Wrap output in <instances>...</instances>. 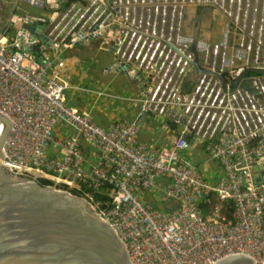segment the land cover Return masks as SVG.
I'll use <instances>...</instances> for the list:
<instances>
[{
  "label": "built area",
  "instance_id": "1",
  "mask_svg": "<svg viewBox=\"0 0 264 264\" xmlns=\"http://www.w3.org/2000/svg\"><path fill=\"white\" fill-rule=\"evenodd\" d=\"M198 4L217 7L242 36L234 44L240 57L232 55L226 33L212 43L185 33L183 12ZM61 6L46 16L16 13V21L45 24L50 42L42 59L29 47L39 42L32 33L9 27L0 37V115L10 126L1 152L9 166L79 192L121 239L130 264H213L237 254L262 264L254 252H264V181L253 179V168L264 152V75L246 74L250 92L223 91L216 74L227 84L252 64L264 69V0H65ZM89 33L114 57L103 71L124 62L139 74L127 77L132 95L62 76L63 51ZM187 73L196 77L182 94ZM76 93L90 96L92 105L132 101L139 108L132 118L113 116L101 126L68 103ZM141 117L157 122L164 143L139 140ZM59 126L70 133L59 134ZM204 139L203 150L221 170L214 181L192 159ZM144 193L152 200H143Z\"/></svg>",
  "mask_w": 264,
  "mask_h": 264
},
{
  "label": "water",
  "instance_id": "2",
  "mask_svg": "<svg viewBox=\"0 0 264 264\" xmlns=\"http://www.w3.org/2000/svg\"><path fill=\"white\" fill-rule=\"evenodd\" d=\"M18 1L55 12L60 10L65 0H0V37L9 27L32 33L39 42L29 47L42 59V53L50 42V37L42 32L45 24L16 21L14 6ZM11 4L14 6L10 13L1 15V11ZM210 9V6L203 8L204 11ZM96 37L89 33L80 40H71L76 46ZM191 49L194 51V47ZM196 61L194 57L193 66L198 70ZM111 67L115 71L121 69L131 79L139 76L128 72L124 62L116 67L113 63ZM249 73L264 75V69L252 64L250 68L238 70L227 84L220 73L216 76L223 91L227 86L229 91L239 87L254 92L246 75ZM195 77V73L184 76L192 80ZM143 121L144 117H141L140 126ZM9 127L8 119L0 115V264H130L121 239L81 196L61 189L59 184L44 181L36 172H17L9 166L1 152ZM261 138L264 141V124ZM253 171L255 181H264V152L258 157ZM213 264H254V261L237 254L216 260Z\"/></svg>",
  "mask_w": 264,
  "mask_h": 264
},
{
  "label": "crops",
  "instance_id": "3",
  "mask_svg": "<svg viewBox=\"0 0 264 264\" xmlns=\"http://www.w3.org/2000/svg\"><path fill=\"white\" fill-rule=\"evenodd\" d=\"M31 6H34L32 4H29ZM37 7V6H34ZM39 8V7H38ZM43 10H47L44 8H40ZM5 9L1 11V15L5 16L6 14L4 13ZM15 12V11H14ZM10 13V12H9ZM17 14H41L44 15V12H37V13H29L26 11H19L15 12ZM49 12L47 10L48 15ZM45 15V16H46ZM199 16V18H197ZM2 17H0L1 19ZM197 18V20H196ZM255 21V20H254ZM183 24H184V30L187 35L190 37L193 35L195 39V42L198 40H207L208 42L212 41H220L224 37V33H226L224 37V41L229 45L232 55H236L240 57V51L241 48L237 47L234 44L240 43L243 41L242 36L240 37L238 34H236V29L230 25V22L224 17L223 13L221 10H219L217 7H212L209 11H204L201 4L195 5V6H190L187 7L184 12H183ZM255 24L256 23L255 21ZM198 28V29H197ZM197 29V30H195ZM97 39H91L88 41L86 44L82 45H77L78 47L81 46L83 48L85 46H89L91 43H94ZM98 42V40H97ZM98 46H96L97 48ZM74 47H71L70 49L65 50L62 54L67 57L66 60V68L62 71V76L67 78L70 82H78L82 83L88 86H93V85H100L103 81V79L98 78L99 81L96 77H92L85 69L87 61H90V57L87 58L85 61H80L77 55H72L70 52L73 50ZM110 52V51H109ZM111 53V52H110ZM76 58V59H75ZM113 55H112V60H113ZM96 62V61H95ZM111 62V61H110ZM109 62V63H110ZM98 63V62H96ZM104 64L99 65V69L102 72V74H108L110 71H103ZM96 67V66H95ZM113 73V72H111ZM116 73V72H115ZM98 80V82H97ZM129 82V81H128ZM103 83V82H102ZM193 83L192 79L190 78H184L182 79L181 86H180V92L182 94H186L187 91L186 89L183 90V85H190ZM130 86L127 88L128 89V95H132V91H134L133 88V83L129 82ZM108 87L112 88L109 86V83L106 84ZM103 85L102 87H104ZM124 91H121L123 93ZM127 94V93H125ZM67 101L69 104L77 106L79 109L82 110H88L93 118L101 125L105 126L107 121L112 118L113 116H126L129 118L134 117L136 114L138 108H139V103L137 102H132V101H123L120 104L117 102H112L109 100H97L93 105L91 104L92 98L90 96H85L82 93H76V94H70L67 98ZM57 131L59 134L62 133H70V129L63 128L59 126ZM145 131L150 134L153 137H151L149 140L154 141L155 143H164L165 142V132H161L156 128L155 126L153 127H146ZM214 167V166H212ZM205 166H203V172L205 170ZM221 172L219 165H217V168H207L206 171L204 172L205 176L209 178L211 181L215 180L218 174ZM164 181L163 178L157 179V183H160ZM145 195H150L151 194L147 193ZM152 199L148 200L151 201Z\"/></svg>",
  "mask_w": 264,
  "mask_h": 264
},
{
  "label": "rangeland",
  "instance_id": "4",
  "mask_svg": "<svg viewBox=\"0 0 264 264\" xmlns=\"http://www.w3.org/2000/svg\"><path fill=\"white\" fill-rule=\"evenodd\" d=\"M217 2L218 1H216L215 3H217ZM13 6H14L13 4L9 5L5 9L4 13L8 14ZM14 7H15V9H14L15 12L26 11L29 13H37V12L43 11L44 15L47 14V10H43V9L38 8V7L28 5V3L22 2V1H18ZM9 31H12V29L10 28ZM96 46H98L97 40L94 43H91L89 46H85L83 48V50H77L76 51V55L80 59V61H85L89 57L91 58L90 61L89 62L87 61V63H86L87 64L85 67L86 71L92 77L95 75L94 78L96 77L97 79L98 78L103 79V81H102L103 83L100 82L101 86L97 84V86L93 85V87H97L98 89L101 88L103 90L107 89L113 93H118V94L121 93V91H124L123 92L124 94L125 93L129 94L127 88L130 86V84L128 82L130 80H128L127 77H125L121 72L110 71V73H108L106 75L102 74V72L99 69V65L100 64L107 65L110 61H112V54L107 50V48L105 46L100 45L97 48H96ZM76 49H78V48H76ZM95 61L98 63H96ZM111 72H113V73H111ZM98 80H97V82H98ZM99 81H101V80H99ZM107 83H109V86H111L112 88L108 87L106 85ZM103 85H105V86L102 87ZM151 116H152V114H151ZM151 120H153V119L151 118ZM144 127H153V124L149 122V123H146L144 125ZM143 137L145 138V136H143ZM193 150H194V152H193V159L194 160L193 161H195L197 163V165H199L201 168H202V166H205L206 169L207 168H210V169L217 168L218 164L216 162L208 159L205 150H198L197 148L193 149ZM212 166H214V167H212ZM206 169L204 170V172L206 171ZM150 199H152V197L150 195H145V193L143 194V200L148 201ZM211 203L213 205H219L220 204L214 197L211 199ZM254 255L256 256V258L258 260H260L264 257V252L261 253L259 251L258 255L254 252ZM255 264H257V263H255Z\"/></svg>",
  "mask_w": 264,
  "mask_h": 264
},
{
  "label": "trees",
  "instance_id": "5",
  "mask_svg": "<svg viewBox=\"0 0 264 264\" xmlns=\"http://www.w3.org/2000/svg\"><path fill=\"white\" fill-rule=\"evenodd\" d=\"M76 48H78V49H76ZM80 49H82V47L81 46H74V48H73V50L70 52V54L72 53V55H76V51L77 50H80ZM71 50V49H70ZM63 52H65V51H63ZM64 54V53H63ZM77 57V56H76ZM190 85H186V84H184L183 85V90H185L186 89V91L188 92L189 90H190ZM94 120H95V118H94ZM96 121V120H95ZM165 121V120H164ZM97 122V121H96ZM152 123L153 124V126H156V123L157 122H155V121H153V120H151V118L150 117H146L145 118V120H144V123L140 126V128H139V136H138V138H139V140H142V141H148L151 137H153V135L154 134H152V136L150 135V134H148L146 131H145V128L146 127H144V125L146 124V123ZM98 123V122H97ZM166 123L168 124V126H169V128H170V130H172V131H174V132H176V125L174 124V123H172V121L171 120H166ZM99 124V123H98ZM100 125V124H99ZM143 136H145V138L143 137ZM209 139H204L200 144H199V147H198V150H203V148H204V145H205V143L208 141ZM253 142H255V140L253 141ZM84 154H85V157H88V149L86 148V147H84ZM192 159H193V156H192ZM194 160V159H193ZM196 165H197V163L195 162V161H193ZM42 178V177H41ZM207 178V177H206ZM44 181H46V182H48V183H51L52 184V182L49 180V179H46V178H42ZM209 181H211L209 178H207ZM214 181V180H213ZM70 192H72V193H74V194H76V195H78V193L79 192H77V191H75V190H73V189H70L69 190ZM161 207L163 208V209H169L170 208V205H161ZM230 210H231V207L230 206H228L227 207V215H229V213H230Z\"/></svg>",
  "mask_w": 264,
  "mask_h": 264
}]
</instances>
